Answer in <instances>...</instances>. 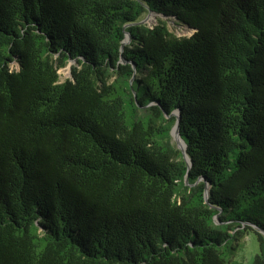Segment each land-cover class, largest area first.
<instances>
[{
  "label": "trees",
  "instance_id": "1",
  "mask_svg": "<svg viewBox=\"0 0 264 264\" xmlns=\"http://www.w3.org/2000/svg\"><path fill=\"white\" fill-rule=\"evenodd\" d=\"M249 234L264 264V0H0V264H238Z\"/></svg>",
  "mask_w": 264,
  "mask_h": 264
},
{
  "label": "rangeland",
  "instance_id": "2",
  "mask_svg": "<svg viewBox=\"0 0 264 264\" xmlns=\"http://www.w3.org/2000/svg\"><path fill=\"white\" fill-rule=\"evenodd\" d=\"M144 20L145 23H147L148 25H151L156 21L154 15H151L149 13L146 15ZM167 24L170 30L175 34H177L178 36L190 35V32L187 29H185L184 27L176 26L172 20L168 21ZM71 64H73V61H70V63L67 64L65 67L59 69L58 73L60 75V80L70 77ZM244 242H245L244 247L240 252H237L235 256V260L237 261L238 264H252L253 258L259 249L258 242L253 234H249L248 236H246Z\"/></svg>",
  "mask_w": 264,
  "mask_h": 264
},
{
  "label": "water",
  "instance_id": "3",
  "mask_svg": "<svg viewBox=\"0 0 264 264\" xmlns=\"http://www.w3.org/2000/svg\"><path fill=\"white\" fill-rule=\"evenodd\" d=\"M143 22H145V20ZM70 61H72V60H70ZM70 61L68 62V64L70 63ZM73 63H74V61H73ZM170 134H171L173 140L175 141L177 148L181 151L184 159L188 161V157H187L186 152H185L186 145L180 137L179 128H178V121L175 122L174 126L172 127V129L170 131Z\"/></svg>",
  "mask_w": 264,
  "mask_h": 264
}]
</instances>
